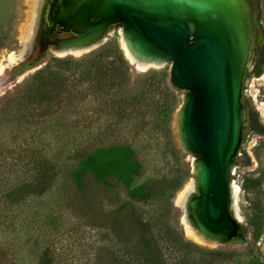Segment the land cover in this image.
I'll use <instances>...</instances> for the list:
<instances>
[{"label":"rangeland","instance_id":"rangeland-1","mask_svg":"<svg viewBox=\"0 0 264 264\" xmlns=\"http://www.w3.org/2000/svg\"><path fill=\"white\" fill-rule=\"evenodd\" d=\"M252 1L257 55L263 39ZM38 9V0H0V198L14 183L28 182L38 173L56 176L43 194L25 197L14 205L0 199V264H40L42 257L50 264H115L123 257L132 261V245L138 235L133 217L138 213L144 220L156 218L154 232L161 238L179 233L186 246L183 256L194 251L197 264H248L253 257L264 261V234L254 245L245 231L248 202L240 188L243 176L258 169L253 150L261 138L244 127L235 158L232 179L239 192L233 205L241 236L223 244L194 241L186 235L184 211L176 203L184 186L194 181L196 157L182 145L178 115L187 91L171 82L172 63L143 69L131 62L123 49L120 24L112 25L90 51L80 56L60 55L55 40L66 37L46 35L45 26L36 25ZM28 42L29 48L20 58ZM101 49L105 52L99 65L78 63ZM68 58L69 70L61 68L63 62H55ZM122 61L135 84L126 90L105 85L99 92L97 72L86 75L87 68H111ZM48 63L66 82L61 92L53 91V104L38 107L19 100L17 94L25 83ZM162 72L168 73L167 80ZM151 80L153 85L146 86ZM142 84L145 92L139 101L130 100L127 106L119 102L133 96ZM168 88L179 95L177 106ZM242 98L243 103L252 101L264 121V74L245 77ZM114 144L135 150L143 165L136 184L149 182L153 198L133 201L121 183L109 180L111 186H106L91 175L85 177L82 189L76 187L70 172L78 161ZM244 152L251 157L249 164ZM123 205L126 209L121 212ZM162 241L166 264H181L183 256Z\"/></svg>","mask_w":264,"mask_h":264},{"label":"water","instance_id":"water-1","mask_svg":"<svg viewBox=\"0 0 264 264\" xmlns=\"http://www.w3.org/2000/svg\"><path fill=\"white\" fill-rule=\"evenodd\" d=\"M57 4L59 19L67 18L80 34L63 42L61 49L97 44L112 25L120 24L138 57L172 63L171 82L187 91L178 115L182 145L198 160L197 192L185 211L203 234L223 243L239 238L240 222L232 211V170L247 119L243 83L256 55L253 1L58 0Z\"/></svg>","mask_w":264,"mask_h":264},{"label":"trees","instance_id":"trees-1","mask_svg":"<svg viewBox=\"0 0 264 264\" xmlns=\"http://www.w3.org/2000/svg\"><path fill=\"white\" fill-rule=\"evenodd\" d=\"M255 4L256 21L261 31L263 42L258 48L254 65L247 72L246 78H259L264 74V0H255ZM104 52V49H101L78 61V63L90 65L88 67L97 66L99 65V59L104 56ZM70 60L71 58H68L62 61L55 60V62H63L64 66L61 68L69 70L71 67ZM96 69L87 68L86 75L92 77L94 71L97 72L100 78V81H97V85L100 87L98 89L99 92L102 91L105 85L109 86L108 88L116 87L120 90H126L128 87L135 85L134 82H131L129 67L124 61L111 68L100 67ZM162 75L167 80L168 73L162 72ZM94 78L96 79L95 76ZM65 84L64 79L57 76L52 70V63H48L25 83L23 89L17 94V98L38 107L52 105L53 91L59 90L61 92ZM145 85L148 87L152 86V80L147 81ZM168 90L177 106L181 101L179 95L169 88ZM144 92V85L142 84L141 88L133 96L128 97L127 95L125 98L121 96L122 99L119 102L125 106L130 100L139 101ZM244 104L247 109L245 127H247L252 135L261 138L253 150L254 158L258 163V169L254 173L245 174L240 184V188L245 193L248 202L245 213V231L247 236L250 237L251 243L255 245L264 234V121L252 101H245ZM244 156L247 164H249L251 157L246 152H244ZM142 170L143 165L136 159L135 150L131 146L114 144L99 148L81 158L71 170L70 176L79 189L83 188V181L88 175H91L97 182L106 186H111L109 180H115L125 187L131 200L145 202L153 198L154 191L149 182L136 184V179L142 174ZM55 176V173L51 175L38 173V175H34V178L28 182L14 183L8 191L2 193L1 198L3 200L6 198V200H9L14 205L25 197L43 194L49 189ZM125 209L126 206L123 205L120 210L122 212ZM133 218L138 230V235L135 239L136 244L132 245L134 251L133 259L131 261L126 260L125 257L119 258V261H115V264H133L132 262H136L137 264H166L165 254L160 248L159 240H163L162 242L169 244L182 256L184 255L183 252L186 250V246L183 238H178L179 233L171 231V236L161 238L154 232L156 218L152 219V221L144 220L140 213L134 215ZM122 246L127 248L128 245L123 244ZM214 253L218 256L224 254L222 252ZM193 254H195L194 251L192 253L189 252V255L185 253V256L179 259L181 264H197L196 257L194 258ZM225 254H227V258L230 256V253ZM40 264H50V261L47 257H42ZM248 264H264V261L258 257H253L249 260Z\"/></svg>","mask_w":264,"mask_h":264},{"label":"bare ground","instance_id":"bare-ground-1","mask_svg":"<svg viewBox=\"0 0 264 264\" xmlns=\"http://www.w3.org/2000/svg\"><path fill=\"white\" fill-rule=\"evenodd\" d=\"M243 1L246 4H248L250 0H243ZM40 2H41V0H38V5L40 4ZM53 2L54 1L51 0V3H53ZM122 35H123V32H122ZM28 38H29L28 39V41H29L30 37H28ZM29 45H30V42H28L26 44L25 50H24L23 54L20 55V58L23 57L26 49L29 48ZM95 45H96V43L92 44V45H88L87 47H83V48H69V49L65 48V49H61L58 52V54H60V55L72 54L74 56H80V55L90 51L93 47H95ZM123 49L125 51L126 56L129 58V60L133 63H136L140 68H143V69L149 68V67L160 68L164 65V64L156 62V61L145 60V59H141L140 57H138L133 52V50H131L129 44L124 39V37H123ZM12 60H16V59L13 57ZM197 165H198V160L196 158L195 162L193 163V169H192V173L194 175V181L189 182L188 184H186L184 186V188L178 194V197L176 200L177 205L179 207H181L184 211V214L182 217V224L184 226L186 235L188 237H190L191 239H193L194 241H197L199 243H204V244H223L222 241L215 239V238H211V237L203 234L199 229H197L196 226L194 225V223L189 219L188 213L185 211V205H186L187 201L189 200V198L193 194H195L197 192V182H196ZM234 170H235V167L232 170V175L235 173ZM232 189H233L232 197H233V203H234V198L239 192V188L235 182L233 184ZM232 211L235 213L234 205H232Z\"/></svg>","mask_w":264,"mask_h":264},{"label":"flooded vegetation","instance_id":"flooded-vegetation-1","mask_svg":"<svg viewBox=\"0 0 264 264\" xmlns=\"http://www.w3.org/2000/svg\"><path fill=\"white\" fill-rule=\"evenodd\" d=\"M44 0L38 5V14L36 25L39 27L44 25L46 28V35H64L66 39L56 38L55 43L61 49L63 42L69 39L80 37V34L71 28L67 23L65 17L59 19L56 5L58 0ZM67 16V15H66Z\"/></svg>","mask_w":264,"mask_h":264}]
</instances>
